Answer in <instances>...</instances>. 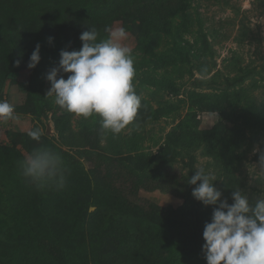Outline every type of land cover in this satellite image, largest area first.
Here are the masks:
<instances>
[{"label": "rangeland", "instance_id": "rangeland-1", "mask_svg": "<svg viewBox=\"0 0 264 264\" xmlns=\"http://www.w3.org/2000/svg\"><path fill=\"white\" fill-rule=\"evenodd\" d=\"M180 1L184 10L166 9L165 0H144L141 11L120 7L105 26L64 20L33 0H0V34L18 39L24 53L15 62L0 55V99L18 115L0 124V264H206L187 222V180L197 168L217 177L214 187L229 204L237 188L252 203L264 199V7L259 0ZM74 2L72 11L90 15L111 4ZM93 27L100 38L108 37L106 27L126 29L122 43L133 51L142 107L133 124L103 143L98 117L71 114L72 127L91 128L122 155L165 154L170 164L157 172H128L112 152L102 161L89 146L57 140L52 112L61 109L44 97L60 56L40 49L33 69L29 57L46 32L69 45L73 31ZM68 75L58 70L57 78ZM37 127L44 131L39 142L27 134ZM40 147L58 152L70 170L63 190H37L21 176L19 162ZM203 206L202 231L218 205Z\"/></svg>", "mask_w": 264, "mask_h": 264}, {"label": "clouds", "instance_id": "clouds-1", "mask_svg": "<svg viewBox=\"0 0 264 264\" xmlns=\"http://www.w3.org/2000/svg\"><path fill=\"white\" fill-rule=\"evenodd\" d=\"M104 30L109 34L107 38H100L93 27L80 35L79 51L61 50L59 69L53 68L46 76L51 87L44 97L84 120L95 122L98 117L102 143L109 134L115 138L133 124L142 107V97L134 83L133 51L122 43L128 33L124 27ZM39 52L37 44L29 57V69L39 63ZM58 70L70 75L67 79L57 78ZM16 119L14 105L0 99V124ZM27 134L39 142L44 131L37 127ZM19 168L25 181L37 190L48 187L63 190L70 174L63 157L47 147L35 149L19 162ZM259 173L264 177V152L259 155ZM216 180L203 166L187 180L188 184L196 185L192 191L194 199L205 206L218 205L202 233L206 264H264V199L252 203L237 188L232 192L233 203L229 204L214 187Z\"/></svg>", "mask_w": 264, "mask_h": 264}, {"label": "trees", "instance_id": "trees-1", "mask_svg": "<svg viewBox=\"0 0 264 264\" xmlns=\"http://www.w3.org/2000/svg\"><path fill=\"white\" fill-rule=\"evenodd\" d=\"M34 4L39 7L42 11H56L58 14H66L62 16V19H76V17L88 19L93 23L95 21L102 22L106 26V19L110 16L107 14H115L114 12L122 7L123 10L129 11L130 9H138L141 11V8L145 5L144 0H100L104 1V3H111L109 7H102L103 13H94L92 15L86 13H77L72 11L77 5H75L74 0H33ZM166 1V9L170 11L173 10V7L185 9L183 2L180 0H165ZM261 7H264V0H259ZM121 3V4H120ZM108 10H111L107 12ZM165 10V9H164ZM68 14V15H67ZM121 20L124 17L120 16ZM44 26V24L42 25ZM47 29L50 30L52 27L47 25ZM73 31V30H72ZM71 31V33H72ZM51 32V31H49ZM49 32H46L44 38L40 41V49L47 54L52 53V51L60 56L61 50L71 51V46L82 47V42L79 41L80 35L83 33L78 31H73L74 38L71 39L69 45H62L64 40L60 39L57 35L54 39H49ZM61 33L63 31H60ZM60 33V34H61ZM76 38V39H75ZM78 40V41H75ZM67 42V41H66ZM0 55H5L10 57L11 59L16 61L18 56L23 55V44L19 42L18 39H15L11 34L6 35L0 34ZM17 70V69H15ZM72 115L63 110L57 112L56 110L52 112V122L54 124V130L56 132L57 140L67 146H89L86 148L88 152H91L97 156L98 159L105 161L108 159L106 153L114 154L118 157H113L112 160L116 162L118 165L122 166L128 172H157L161 170L167 165L170 164V161L166 159H161L165 154H161L158 152L156 155L151 157L147 156H132V155H122L118 149L117 145L113 142L104 143L103 145L100 143V140L96 138L94 133L89 132L91 128H85L80 130H74L72 127ZM84 120V119H83ZM88 121V120H84ZM99 150V151H97ZM165 152V151H164ZM192 187L193 185H188L187 190L185 192V198L190 204V208L187 211V222L190 228L189 237L192 241L202 247L204 244L203 236H202V227L200 225V212L203 210V205L200 201H197L192 196ZM52 250H55V247L52 245L49 246Z\"/></svg>", "mask_w": 264, "mask_h": 264}]
</instances>
